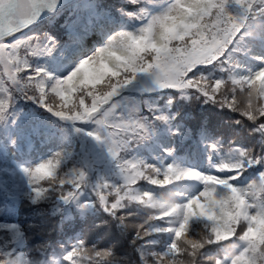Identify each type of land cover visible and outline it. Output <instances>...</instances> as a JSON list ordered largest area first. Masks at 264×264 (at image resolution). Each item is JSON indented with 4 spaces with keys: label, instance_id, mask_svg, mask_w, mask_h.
Returning a JSON list of instances; mask_svg holds the SVG:
<instances>
[{
    "label": "clouds",
    "instance_id": "9594fccd",
    "mask_svg": "<svg viewBox=\"0 0 264 264\" xmlns=\"http://www.w3.org/2000/svg\"><path fill=\"white\" fill-rule=\"evenodd\" d=\"M95 3L112 26L111 30L106 33L105 42L80 58L65 77L75 75L79 79L84 71L80 65L88 61V67H91L89 58L100 49H108L105 59L111 72L104 79L106 84L97 83L100 87L95 88V92L102 94L121 80L128 81L123 88L142 80L161 89H179L181 95L190 96L193 103L208 102L235 114L230 123L240 125L249 136L257 137L255 143L247 146L234 144L233 140L227 144L212 143L209 160L215 172L186 167L224 181L212 184L218 189L216 199L203 212L193 216L183 239H179L177 234L159 252L146 249L144 259L140 257L134 264H158V257L153 253L169 252L170 248L174 255L166 257L163 264H264V96L259 92L253 94L251 79L255 73L264 72V11L249 15L247 21L240 24L246 14L244 0H95ZM222 3L226 5L223 8ZM44 4L39 15L52 9ZM262 8L264 0L254 5L253 11ZM42 39L38 42L31 36L17 33L0 39V65L7 75V79L0 78V93H3V99L10 94L11 104L19 98L18 94L27 99L35 95L34 90H20L19 82L12 80L11 76L14 72L20 74V78L27 76L24 65H30L29 60L39 50ZM47 39L52 47L56 46L53 37L48 36ZM257 48L261 51L258 52ZM248 58L259 61V64L249 67L245 62ZM157 64L170 68L171 75L188 86H170L168 75L161 74ZM8 81H11L10 85ZM92 92V85L86 88L81 85L78 93L81 103ZM260 92H264V80ZM48 100L55 103L56 96L49 95ZM110 102L104 101L105 108L111 107ZM127 115L128 112L120 115L114 112L113 118H126ZM144 136L139 130L130 133L126 148L142 142ZM57 153L63 154L64 161L69 158L64 150L55 152L52 157ZM222 164L229 168L220 171ZM256 166L257 170L246 183H234L248 169ZM180 182L198 183L201 187L194 193H188L178 190ZM47 183L49 187L42 188L39 184L29 186L28 182L25 207L35 206L32 218L10 232L6 229L0 232V264H57L52 236L63 229L66 217L62 209L73 200L65 202L61 198V188L51 180ZM148 183L159 191L138 192L158 199L164 203L163 208L132 203L144 213L140 221L132 219L133 212L121 211L115 217L107 212L108 217L101 218L96 226L111 228L113 224H127V230L123 227L124 233L133 232L130 244L139 247L138 242H145V239H137V225L145 224L150 218L167 219L171 215L169 206L172 203L186 205L205 191V185L195 177L169 182L167 186ZM37 188L44 189V194L38 196ZM3 195L7 198L6 193ZM8 210L7 202L0 205V213ZM152 226L148 224V227ZM80 240L86 242L79 239L74 244ZM174 244L179 247L174 248ZM86 246L92 247L87 242ZM71 248L65 250L59 264H69L66 256ZM111 260L112 264H120L114 254ZM81 264L89 262L81 260ZM124 264H127L126 258Z\"/></svg>",
    "mask_w": 264,
    "mask_h": 264
},
{
    "label": "trees",
    "instance_id": "16d2710c",
    "mask_svg": "<svg viewBox=\"0 0 264 264\" xmlns=\"http://www.w3.org/2000/svg\"><path fill=\"white\" fill-rule=\"evenodd\" d=\"M82 12H88L99 20H107L98 11L95 0H82L57 13L48 21L45 28L40 26L24 34L38 42L43 38L41 49L45 44L51 46V42L47 39L48 36L53 37L56 42V46L52 47L51 51H39L38 54L31 56L29 60L31 69L42 67L54 77H63L80 58L84 57L78 55L72 58L77 44L71 38V32L81 25L80 14ZM111 27L106 28V33L111 30ZM257 51L261 50L257 48ZM245 62L249 67L259 64V61L252 58L246 59ZM24 72L27 73V76L33 75L26 68ZM0 78L7 79L2 65H0ZM19 78L20 74H17V79ZM139 82L140 80L134 81L131 85L123 88L110 102L122 101V106L116 109L118 115L126 114L133 108H139L140 111L137 115L148 122V131L142 142L136 143L134 147L125 148L121 152L122 158L126 160L139 159L151 164H159L163 161L166 164L176 163L184 167L198 168L204 172H215V169L210 166L209 160L212 143L219 141L227 144L229 140H233L234 144L247 146L256 142L255 135L249 136L240 125L230 123V119H234L235 114L218 109L208 102L193 103L190 96L181 95V91L177 89H159L151 92L135 91L134 86ZM100 83L106 84L107 81L104 80ZM8 84L10 85L11 81H8ZM34 86V82L30 83L29 92ZM99 87L100 84L95 85L96 89ZM49 95L54 96L55 94L50 93ZM18 96L19 98L8 107L4 117L0 119V205L7 202L9 209L7 212L0 213V225H10L11 223L21 225L32 218L31 214L35 206L25 207L28 177L25 176L22 169L33 167L34 163H21L15 160L16 153L27 142L30 135L36 136L41 133L57 135L60 138L69 139L75 144V150L69 153V158L62 163L60 170H57L58 174L66 180L70 177L65 174L75 167L86 171L91 183L101 176L118 182L115 162L112 161L113 165L110 167L102 166L103 164L91 166L81 147V138L90 137L87 133L96 129L97 126L94 122H73L61 119L35 100L24 98L22 94H18ZM76 97L77 94H74L66 104V108H72L78 103ZM0 99H3V93H0ZM48 103L54 104L58 108L61 101L56 97L55 103L49 100ZM86 103L90 104V98H86ZM160 116H163L164 119L157 118ZM78 128L83 131H77ZM257 168L258 166L248 169L234 183H246ZM52 178L45 176L44 179L38 181V184L42 188H48L47 181ZM57 186L64 189L65 195L71 188L70 184L64 186L59 185L58 182ZM132 187L137 192L159 191L156 186L142 179L137 180ZM177 187L178 190L194 193L199 190L201 185L193 182H180ZM5 193L7 198L3 195ZM105 194L110 202L116 196L114 191ZM120 195L124 197L125 193L121 192ZM95 199V193L85 187L76 200L69 201L64 205L62 209L66 217L64 227L52 236V247L55 248L56 253L54 259L59 264L66 249H70L77 240L85 239L89 245L112 249L120 264H124V258H126L127 264H134V261L140 259V254L137 251L138 247L130 244L133 232L129 231L125 234L123 226L116 224H113L111 228L105 225L96 226L97 221L107 218L109 215L104 211V208L99 204L83 208L79 206ZM132 203L137 202L131 201L129 203L131 205L121 211L133 212L132 219L138 222L143 218L144 213ZM5 229L11 231L8 228L0 227V232ZM170 240L171 234L156 232L145 238V242L138 243L146 249L159 252L166 248ZM105 264H112L111 258L106 260Z\"/></svg>",
    "mask_w": 264,
    "mask_h": 264
},
{
    "label": "snow or ice",
    "instance_id": "6c2138e0",
    "mask_svg": "<svg viewBox=\"0 0 264 264\" xmlns=\"http://www.w3.org/2000/svg\"><path fill=\"white\" fill-rule=\"evenodd\" d=\"M233 2V0H228ZM260 0H244L243 7L245 9V16L239 22L243 24L247 21L249 15H256L260 11H264V8L253 11L254 5L259 3ZM44 4V0H0V39L6 36L16 34L18 31L23 30L30 22L35 20L40 11H42L41 5ZM44 6L49 9L55 6V0H47ZM224 3L221 7H225ZM19 43V42H18ZM52 45L45 44L43 48L39 47V51H51ZM108 49H100L94 56L89 59L92 61V66L88 67V61H84L80 68L84 69L81 77L77 79L75 75L72 77H54L48 73L44 68L37 67L31 69L28 64L24 65V69L30 70L32 76H27V79L19 78L14 72L11 79L18 81L20 84V90L29 89L30 83L34 82L35 86L32 90L35 91V95H31L28 99L35 100L40 105L44 106L49 112L54 113L55 116L73 121L84 122L92 121L96 124V129L87 133L97 141L103 142L106 145L108 156L115 162L116 175L119 180L113 181L104 176L99 177L94 183L89 181V177L86 171L81 168L73 167L65 175L70 177L65 179L58 174L57 170H60L62 163L66 159L62 153H57L56 156L51 157L45 161H42L33 167L23 168V172L28 177L29 186L38 185V181L44 179L45 176L53 177L52 182L59 183V185H71L67 195L64 194V189L61 188V198L65 202L69 200H76L81 191L88 187L92 193H95L94 202L98 203L104 208V210L114 217L121 212L131 201L137 203H146L153 208H163L165 205L158 199L152 196L145 197L143 194L137 192L132 185L136 184L137 180L151 181L158 185L167 186L169 182L182 180L186 177H195L205 185V191L201 194V197L190 200L186 205H177L172 203L169 206L171 215L167 219L159 220L156 218H150L145 224L137 225V239H145L151 234L161 231H168L171 234V240L173 237L183 239L186 236L187 229L191 225L193 216L199 214L205 210L207 206L212 205L216 199V193L218 189L212 187L215 183H224L216 179L211 174H204L197 172L191 168L183 167L176 163H164L161 161L159 164L147 163L139 159L126 160L122 158L121 152L126 148L128 142V136L130 133H134L137 130L146 134L148 126L144 122L143 118H140L137 113L139 108H133L128 112L126 118L114 119V109L116 104L112 103L111 107L105 108L104 101L109 100L119 93V89L123 88L128 81L121 80L117 82V85L113 88L105 90L102 94L95 92V85L101 81H104L105 77L111 68L107 66L105 59V53ZM15 59V58H14ZM161 74L168 75L169 79L167 83L172 87H187L188 85L182 83L178 78L171 75L172 70L167 66L157 64ZM147 70V69H145ZM79 72V69H77ZM252 86L253 94L259 92L261 96H264V92H260V85L264 80V72H257L253 75ZM85 88L88 85L93 86V92L89 93L87 98H90V104L84 102L81 103V97L78 95L80 92V86ZM55 94L61 101L60 106L57 108L54 104L48 103L49 94ZM74 94H77L78 103L72 108H66V104L71 100ZM11 104V95L9 94L7 99H0V119H2ZM71 109V111H69ZM158 119H164L163 116L157 117ZM77 131H83L77 129ZM213 147H215L213 145ZM211 162V160H210ZM216 168V165H213ZM229 168L227 165H221L220 171H225ZM123 181V183H121ZM115 192V198L110 202L106 192ZM124 192L125 196L121 197L120 193ZM36 194L43 195L44 189L37 188ZM93 202L79 205L80 207L91 206ZM123 222V217H121ZM163 222V224H161ZM183 222V227L181 226ZM148 224H152V227H148ZM122 226L127 230L128 225ZM0 227L8 228L9 230L16 229V225H0ZM141 231L143 235L141 236ZM21 235V233H17ZM191 243V241H189ZM174 248H178V244L173 245ZM141 259H144L146 255V248L140 245L137 248ZM158 257V264H163V261L169 255H174V252L170 248L169 252H162L159 254L153 253ZM113 256V251L110 248H98L92 246L91 248L86 246L84 240L78 241L73 244L71 251L67 253L66 260L69 264H81V260H87L89 264H105V261ZM84 257L86 259H82Z\"/></svg>",
    "mask_w": 264,
    "mask_h": 264
},
{
    "label": "rangeland",
    "instance_id": "374dc122",
    "mask_svg": "<svg viewBox=\"0 0 264 264\" xmlns=\"http://www.w3.org/2000/svg\"><path fill=\"white\" fill-rule=\"evenodd\" d=\"M75 3H77V2H75ZM78 3H80V2H78ZM72 4H74V3H71L68 6H70ZM80 18H81V25L71 32V38L77 44L78 49H84L83 47L86 45L81 46V44L76 42L77 41V35L82 33L85 30L86 26H88L87 28H89V27L91 28V26H92V28L93 27L95 28L98 25L102 24V28H101V34L102 35L99 36V38H97V41L93 42L94 40H91L89 42V45H92V46L95 45L94 48H92V50H90L89 53H91V52L95 51L97 49V47L101 46L105 42L106 29H103V28L105 27L104 25H107V26H110V25H109L108 21L98 20L95 17L90 16L87 12H82L80 14ZM48 21L46 23H48ZM40 26L45 28L47 26V24L39 25L37 27L32 28L31 30L38 28ZM28 31H26V32H28ZM26 32H24L22 34L24 35ZM40 46H42V43H40ZM84 53H86V52H84ZM84 53L82 54L83 56H85ZM77 55H80L79 52L73 54L72 58H75ZM159 89H161V88L155 87V86H150L149 84L145 83L142 80H140V82L134 86V90L139 91V92H151V91H157ZM177 90H179V89H177ZM114 103L117 105L116 108L114 109V112L117 113L116 109L118 107L122 106V101H116ZM30 142H36V143L32 144L31 147H28L26 149V146ZM81 147L83 148L86 156L88 157V162L91 166H94V165L98 166L99 164L100 165L103 164L102 166L110 167L113 165L111 163L112 160L108 156L106 145L103 142L97 141L94 138H92L91 136L90 137H82L81 138ZM60 150H64L66 153L69 154L75 150V144L72 143L69 139H63L57 135H49V134H45V133L44 134L41 133V134H38L36 136L30 135L27 142H25L23 144V146L21 147V149L19 150V152L16 153L15 160L18 162H21V163L32 162V163H34V165H36L42 161H45V160L51 158L55 152L60 151ZM10 225L19 226L16 223H11Z\"/></svg>",
    "mask_w": 264,
    "mask_h": 264
},
{
    "label": "water",
    "instance_id": "95a60500",
    "mask_svg": "<svg viewBox=\"0 0 264 264\" xmlns=\"http://www.w3.org/2000/svg\"><path fill=\"white\" fill-rule=\"evenodd\" d=\"M69 2L70 0H55V6L50 10V12H48L47 14L42 12L35 20H33L27 26H25L23 30L18 31L17 35L22 34L34 27H37V26H34V27H31V26H33L34 24H36L37 22L41 20H44L42 25L47 24L46 22L50 20L52 17H54L59 11L67 7L70 4Z\"/></svg>",
    "mask_w": 264,
    "mask_h": 264
},
{
    "label": "bare ground",
    "instance_id": "6f19581e",
    "mask_svg": "<svg viewBox=\"0 0 264 264\" xmlns=\"http://www.w3.org/2000/svg\"><path fill=\"white\" fill-rule=\"evenodd\" d=\"M82 0H70V4L71 3H75V2H81ZM43 21L44 20H41V21H39V22H37L36 24H34L33 26H31V27H34V26H39V25H42V23H43ZM88 26H86V28L85 29H89V28H87ZM36 142H30V143H28V145L26 146V149L28 148V147H31L32 146V144H35Z\"/></svg>",
    "mask_w": 264,
    "mask_h": 264
}]
</instances>
